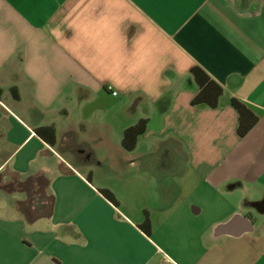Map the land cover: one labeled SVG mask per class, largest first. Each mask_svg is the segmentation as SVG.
I'll list each match as a JSON object with an SVG mask.
<instances>
[{"label":"crops","instance_id":"crops-1","mask_svg":"<svg viewBox=\"0 0 264 264\" xmlns=\"http://www.w3.org/2000/svg\"><path fill=\"white\" fill-rule=\"evenodd\" d=\"M0 264H264V0H0Z\"/></svg>","mask_w":264,"mask_h":264},{"label":"trees","instance_id":"trees-1","mask_svg":"<svg viewBox=\"0 0 264 264\" xmlns=\"http://www.w3.org/2000/svg\"><path fill=\"white\" fill-rule=\"evenodd\" d=\"M192 75L199 86V93L193 98L191 104L193 106H207L209 108H216L219 100L223 95V89L212 81L199 68L192 69ZM232 106L238 113L239 121L237 127V135L243 137L256 124L258 118L248 108L239 103L237 100H231ZM146 121H139L135 126L127 129L124 132L123 146L127 150H132L135 144V136H139L145 131ZM52 131V130H51ZM53 133V131H52ZM132 136L130 143L128 139ZM103 196L111 202H114L112 196L107 191H102Z\"/></svg>","mask_w":264,"mask_h":264},{"label":"built area","instance_id":"built-area-1","mask_svg":"<svg viewBox=\"0 0 264 264\" xmlns=\"http://www.w3.org/2000/svg\"><path fill=\"white\" fill-rule=\"evenodd\" d=\"M111 94H112L113 96H117V92H115V91H113Z\"/></svg>","mask_w":264,"mask_h":264}]
</instances>
